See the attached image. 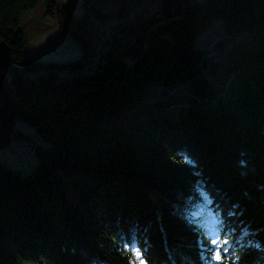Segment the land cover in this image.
Segmentation results:
<instances>
[{
  "label": "trees",
  "instance_id": "trees-1",
  "mask_svg": "<svg viewBox=\"0 0 264 264\" xmlns=\"http://www.w3.org/2000/svg\"><path fill=\"white\" fill-rule=\"evenodd\" d=\"M43 1L81 54L30 59L18 24L37 0H0L16 97L0 145L12 116L48 144L28 173L0 163V264H264V0H82L80 15ZM216 17L226 35L249 32L228 62L243 64L241 125L198 100L212 93L195 39ZM176 79V97L145 93Z\"/></svg>",
  "mask_w": 264,
  "mask_h": 264
},
{
  "label": "rangeland",
  "instance_id": "rangeland-1",
  "mask_svg": "<svg viewBox=\"0 0 264 264\" xmlns=\"http://www.w3.org/2000/svg\"><path fill=\"white\" fill-rule=\"evenodd\" d=\"M57 7H67L73 14L80 15L83 11L82 0H54ZM56 8L52 13L45 10L43 0H37L36 7L28 11L18 24V29L26 39L24 53L33 60L43 62L48 61H71L81 54L80 45L70 36L62 32L57 26ZM249 44V32L226 35L222 27L221 18H214L205 29L201 30L195 39V45L205 52L207 66L200 67L199 77L208 82L211 87L212 96L201 94L198 100L204 107L216 104L229 108L237 116L241 125L246 117L241 114L237 103L238 82L243 73V64H229L234 61L237 55L242 53ZM215 65L214 68L212 66ZM188 84L185 81L176 79L170 84H147L145 93L148 98L154 99L159 93L178 94L177 91L171 93L172 88L182 87ZM180 94V92H179ZM176 97V96H175ZM187 95H179L178 102L181 103L166 106L164 109H178L185 107L188 103ZM197 102V101H195ZM198 103V102H197ZM143 110L142 105L132 109L121 110L115 117H111L108 122L120 121L130 122L137 112ZM11 129L8 132L6 143L0 145V163L19 173H28L36 164L38 155L35 147L39 145L42 149L48 144L41 139L40 134L34 127L17 116H12ZM100 124L101 128H105ZM198 213V210H195ZM225 213L231 215L229 209ZM230 235L223 234L222 242L227 239L231 244L236 234V227ZM237 239V238H236Z\"/></svg>",
  "mask_w": 264,
  "mask_h": 264
},
{
  "label": "water",
  "instance_id": "water-1",
  "mask_svg": "<svg viewBox=\"0 0 264 264\" xmlns=\"http://www.w3.org/2000/svg\"><path fill=\"white\" fill-rule=\"evenodd\" d=\"M9 53V46L4 41H0V126L11 116L16 104L15 94L2 73L8 66Z\"/></svg>",
  "mask_w": 264,
  "mask_h": 264
},
{
  "label": "snow or ice",
  "instance_id": "snow-or-ice-1",
  "mask_svg": "<svg viewBox=\"0 0 264 264\" xmlns=\"http://www.w3.org/2000/svg\"><path fill=\"white\" fill-rule=\"evenodd\" d=\"M215 243H216V241L213 240V244H215ZM133 254H134L137 258H139V253H138V252H135V250H133ZM217 258H218V256H217ZM141 264H143L142 261H141Z\"/></svg>",
  "mask_w": 264,
  "mask_h": 264
},
{
  "label": "bare ground",
  "instance_id": "bare-ground-1",
  "mask_svg": "<svg viewBox=\"0 0 264 264\" xmlns=\"http://www.w3.org/2000/svg\"><path fill=\"white\" fill-rule=\"evenodd\" d=\"M232 222H233V221H232ZM232 222H231V223H232ZM244 241H245V240H244Z\"/></svg>",
  "mask_w": 264,
  "mask_h": 264
}]
</instances>
